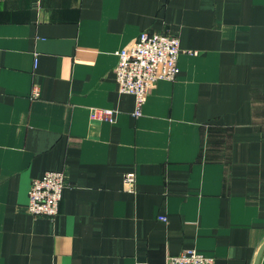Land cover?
Returning a JSON list of instances; mask_svg holds the SVG:
<instances>
[{
	"label": "crops",
	"instance_id": "crops-1",
	"mask_svg": "<svg viewBox=\"0 0 264 264\" xmlns=\"http://www.w3.org/2000/svg\"><path fill=\"white\" fill-rule=\"evenodd\" d=\"M144 31L179 37L180 73L137 115L115 68ZM51 170L59 212L35 217ZM263 243L264 0H0V264H254Z\"/></svg>",
	"mask_w": 264,
	"mask_h": 264
},
{
	"label": "built area",
	"instance_id": "built-area-1",
	"mask_svg": "<svg viewBox=\"0 0 264 264\" xmlns=\"http://www.w3.org/2000/svg\"><path fill=\"white\" fill-rule=\"evenodd\" d=\"M180 39L167 33L142 32L138 39L118 52L119 61L115 68L119 90L136 96L140 115L151 88L160 80H175L180 73ZM115 110L111 108H93V119H111ZM136 174H125V184L134 189ZM67 186L64 170L47 171L42 177L33 179L29 189L28 211L35 217L54 218L60 209L63 192ZM137 264H151L138 262ZM167 264H215V258L186 248L180 254L170 256Z\"/></svg>",
	"mask_w": 264,
	"mask_h": 264
},
{
	"label": "water",
	"instance_id": "water-1",
	"mask_svg": "<svg viewBox=\"0 0 264 264\" xmlns=\"http://www.w3.org/2000/svg\"><path fill=\"white\" fill-rule=\"evenodd\" d=\"M263 252H264V243L261 246V248H260V250H259V252H258V254L256 256V259H255L254 264H259L260 263V260H261V257H262Z\"/></svg>",
	"mask_w": 264,
	"mask_h": 264
}]
</instances>
